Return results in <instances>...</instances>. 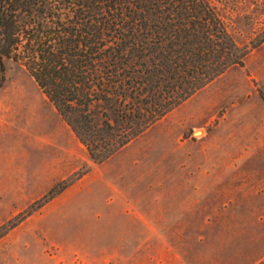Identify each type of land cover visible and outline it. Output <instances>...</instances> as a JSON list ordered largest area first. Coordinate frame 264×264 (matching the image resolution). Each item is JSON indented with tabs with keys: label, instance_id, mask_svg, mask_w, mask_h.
<instances>
[{
	"label": "rangeland",
	"instance_id": "obj_1",
	"mask_svg": "<svg viewBox=\"0 0 264 264\" xmlns=\"http://www.w3.org/2000/svg\"><path fill=\"white\" fill-rule=\"evenodd\" d=\"M212 1L239 45L264 35V0ZM4 68L0 264H264V39L100 163Z\"/></svg>",
	"mask_w": 264,
	"mask_h": 264
},
{
	"label": "trees",
	"instance_id": "obj_2",
	"mask_svg": "<svg viewBox=\"0 0 264 264\" xmlns=\"http://www.w3.org/2000/svg\"><path fill=\"white\" fill-rule=\"evenodd\" d=\"M263 39L239 45L212 0H0V66L24 65L95 163Z\"/></svg>",
	"mask_w": 264,
	"mask_h": 264
},
{
	"label": "crops",
	"instance_id": "obj_3",
	"mask_svg": "<svg viewBox=\"0 0 264 264\" xmlns=\"http://www.w3.org/2000/svg\"><path fill=\"white\" fill-rule=\"evenodd\" d=\"M0 154H4V153L1 151V149H0Z\"/></svg>",
	"mask_w": 264,
	"mask_h": 264
}]
</instances>
